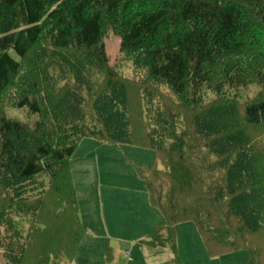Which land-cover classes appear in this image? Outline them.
Returning a JSON list of instances; mask_svg holds the SVG:
<instances>
[{
	"label": "trees",
	"instance_id": "1",
	"mask_svg": "<svg viewBox=\"0 0 264 264\" xmlns=\"http://www.w3.org/2000/svg\"><path fill=\"white\" fill-rule=\"evenodd\" d=\"M108 30L142 81L110 66ZM9 107L26 110L25 122L6 119ZM247 128H264V0H0V249L9 264L75 260L85 231L70 161L86 139L156 153L162 169L135 170L165 220L140 245L170 250L163 264H184L185 223L211 259L246 250L247 264H261L248 239L264 226L245 203L255 182ZM40 177L52 179L48 190L32 188Z\"/></svg>",
	"mask_w": 264,
	"mask_h": 264
},
{
	"label": "rangeland",
	"instance_id": "2",
	"mask_svg": "<svg viewBox=\"0 0 264 264\" xmlns=\"http://www.w3.org/2000/svg\"><path fill=\"white\" fill-rule=\"evenodd\" d=\"M104 43L110 66L117 69L120 76L142 81L143 70H139L140 68L129 57L122 60L119 36L108 30L104 36ZM254 92V89L244 92L242 99L252 97ZM65 103H69V100L66 99ZM67 110L70 111L71 109L68 108ZM26 114L25 111V120ZM68 114L74 117L71 112H68ZM243 131L249 134L250 151L255 156L253 165L247 167L251 174L250 177L254 175L255 182L253 185L250 186L249 184L248 186L251 189V194L248 197L245 196L247 198L245 203L253 206L258 213L262 211L261 221L264 226V128L262 131L257 130L256 132L249 128ZM102 146L106 148H102ZM112 148L120 151L110 152V150H107ZM70 167L79 205L80 219L85 231V236L72 264H113L120 257L121 264H124V261H127L125 253L130 254L137 264H143L144 262L153 264L156 260L163 262L171 257V252L168 249L160 251L159 249H151V247L141 249L140 241L146 239L148 233H143L141 228L139 230V222L134 221L130 225H124L123 222L129 217L141 219L140 216H130V211L134 210L133 215H135L141 213V207H144L147 208L145 213L150 227L163 226L165 223L161 213L151 206L149 194L142 181L137 177L135 170L136 167L163 168L162 164L157 161L156 153L153 150L140 149L134 146L118 147L86 139L81 142L72 157ZM40 179L44 181L43 184H40L42 183ZM250 180V182L253 181ZM51 181L52 179L49 177H40L37 182L32 183V188L39 189V187H43L48 190ZM164 186L166 188L165 183ZM41 191L43 192V190ZM40 192H36V194ZM42 195V199H45L44 193ZM37 196L34 200L41 198ZM111 204H113L112 207ZM131 204H134V209H129ZM114 218L120 220L118 226H115L117 221ZM28 226L29 223L25 226L26 230H28ZM247 226L245 229L248 232L251 226ZM178 233L179 244L183 248L182 252L186 253L184 250L189 249L188 247H191V249L196 247L197 253L200 250H205L198 231L191 223L183 224ZM248 239L253 249L258 252L261 264H264V233L260 231L257 235L250 234ZM3 252L4 250L0 249V264H9ZM240 253L245 254L247 257L249 252L243 250ZM30 257L33 260L31 254ZM110 258H112V261L109 263Z\"/></svg>",
	"mask_w": 264,
	"mask_h": 264
},
{
	"label": "crops",
	"instance_id": "3",
	"mask_svg": "<svg viewBox=\"0 0 264 264\" xmlns=\"http://www.w3.org/2000/svg\"><path fill=\"white\" fill-rule=\"evenodd\" d=\"M102 148H106V147H103L102 146ZM107 150H110V152H116V151L119 152L120 151L119 149L117 150V149H113V148L112 149H107ZM110 203L107 204V205L109 206ZM145 205L147 207V204L146 203H145ZM112 206H113V204H111V207ZM134 208H135L134 204H131V206L129 207V209H134ZM145 211H147V208H144V207L143 208L141 207V213H137L135 215H133L134 210L130 211V214H131L130 216H140L141 219L138 220V219H132L131 217H129L128 219H125L123 221L124 222V225H130L131 223H134V221L139 222L138 223L139 230L141 228L142 231H143V233H148L147 235H149L154 229H156L158 227H163L165 225V223H164L163 226H157V227L152 226V227H150L149 220L147 218V214L145 213ZM143 216H144V218H143ZM114 220L117 221V224H115V226H118L119 223H120V220L118 218H114ZM182 225L183 224L177 226V249H178V255H179V257H180V259L182 260L183 263H185V264H247V262H248V254H247V257H246V255L243 254V253H240V251L234 252V253H231V254H227V255L218 257L216 259H211L209 257L206 248L204 250L205 253H204L203 250H200L197 253L196 247H194L192 249H191V247H188L189 249H185L184 250V251H186V253L182 252L183 251L182 250L183 248H181V246L179 244V236H178V234H179L178 233V230H179L180 227H182ZM195 229H196V227H195ZM121 241L126 242L125 240H121ZM204 247H205V245H204ZM140 248L143 249V248H148V247H140ZM160 250H163V249H160L159 248V251ZM241 251H243V250H241ZM125 254L127 255V259H126L127 261H124V264H137L136 261L131 258V255L130 254H128V253H125ZM172 257L173 256H172V253H171V257L167 258L165 261L162 262L160 260H156L153 264H163V263H166V262L170 261L172 259ZM109 260L110 261H108V262L110 263L112 261V258H110ZM120 260H121V257H120V259L118 261H115L113 264H121ZM143 264H148V263L147 262H144Z\"/></svg>",
	"mask_w": 264,
	"mask_h": 264
},
{
	"label": "clouds",
	"instance_id": "4",
	"mask_svg": "<svg viewBox=\"0 0 264 264\" xmlns=\"http://www.w3.org/2000/svg\"><path fill=\"white\" fill-rule=\"evenodd\" d=\"M26 110L16 108V107H9L5 110V118L8 120H15L18 122H25V113Z\"/></svg>",
	"mask_w": 264,
	"mask_h": 264
}]
</instances>
